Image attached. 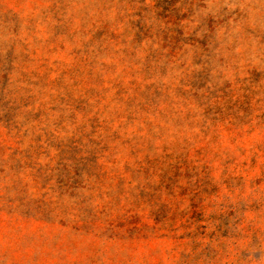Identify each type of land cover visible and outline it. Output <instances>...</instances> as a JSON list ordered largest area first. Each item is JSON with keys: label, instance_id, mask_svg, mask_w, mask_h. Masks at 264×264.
Returning <instances> with one entry per match:
<instances>
[{"label": "rangeland", "instance_id": "374dc122", "mask_svg": "<svg viewBox=\"0 0 264 264\" xmlns=\"http://www.w3.org/2000/svg\"><path fill=\"white\" fill-rule=\"evenodd\" d=\"M0 264H264V0H0Z\"/></svg>", "mask_w": 264, "mask_h": 264}]
</instances>
